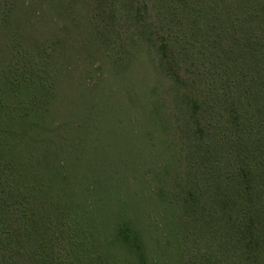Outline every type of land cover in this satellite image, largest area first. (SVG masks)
I'll list each match as a JSON object with an SVG mask.
<instances>
[{"label":"trees","instance_id":"1","mask_svg":"<svg viewBox=\"0 0 264 264\" xmlns=\"http://www.w3.org/2000/svg\"><path fill=\"white\" fill-rule=\"evenodd\" d=\"M0 264H264V0H0Z\"/></svg>","mask_w":264,"mask_h":264},{"label":"rangeland","instance_id":"2","mask_svg":"<svg viewBox=\"0 0 264 264\" xmlns=\"http://www.w3.org/2000/svg\"><path fill=\"white\" fill-rule=\"evenodd\" d=\"M155 216V215H154Z\"/></svg>","mask_w":264,"mask_h":264}]
</instances>
